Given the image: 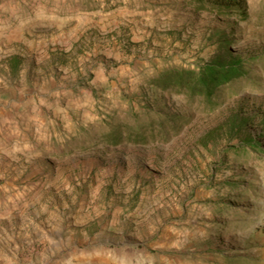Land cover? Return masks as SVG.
I'll return each instance as SVG.
<instances>
[{"label":"rangeland","instance_id":"rangeland-1","mask_svg":"<svg viewBox=\"0 0 264 264\" xmlns=\"http://www.w3.org/2000/svg\"><path fill=\"white\" fill-rule=\"evenodd\" d=\"M246 1L240 21L188 0H0V264H263L264 0ZM223 40L250 70L211 103L151 83ZM170 116L145 143L102 136Z\"/></svg>","mask_w":264,"mask_h":264},{"label":"trees","instance_id":"trees-1","mask_svg":"<svg viewBox=\"0 0 264 264\" xmlns=\"http://www.w3.org/2000/svg\"><path fill=\"white\" fill-rule=\"evenodd\" d=\"M188 2L197 12L210 11L219 17H233L243 21L249 15V6L246 0H188ZM231 42V40L219 41V51L195 68H166L160 71L151 80V83L161 90L171 89L177 93H184L190 102L198 98L199 101L211 103L218 95V91L238 82L250 70L246 68L250 59L245 61L228 49L227 46ZM169 119L167 124H164V119H158L156 124L154 120L149 118L146 122H139L135 126L121 124L117 121L106 132H103L102 136L105 141L115 145L123 142L145 143L146 136L154 137L155 127L157 128L156 132L164 137L167 132L165 131L166 127L170 123H174V116H170ZM245 120H241L239 123L231 121L230 126H228V130L231 131L230 134L237 133ZM223 126V124H218L210 128L198 138V142L201 145H206L211 140L218 138L222 134ZM167 130L170 131V129ZM144 131L146 132L144 133ZM241 143L248 145L252 144L253 141L245 136Z\"/></svg>","mask_w":264,"mask_h":264},{"label":"crops","instance_id":"crops-1","mask_svg":"<svg viewBox=\"0 0 264 264\" xmlns=\"http://www.w3.org/2000/svg\"><path fill=\"white\" fill-rule=\"evenodd\" d=\"M263 264H264V253H263Z\"/></svg>","mask_w":264,"mask_h":264}]
</instances>
